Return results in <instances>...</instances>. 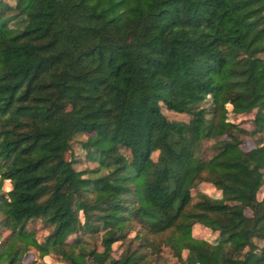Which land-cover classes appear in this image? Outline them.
<instances>
[{"label":"trees","instance_id":"obj_1","mask_svg":"<svg viewBox=\"0 0 264 264\" xmlns=\"http://www.w3.org/2000/svg\"><path fill=\"white\" fill-rule=\"evenodd\" d=\"M252 111L261 137L242 150L235 118ZM78 133L105 173L67 157ZM203 180L219 195H193ZM263 182L264 0H0L1 264L40 262L24 259L31 246L150 264L161 243L176 264H264ZM34 218L50 227L41 240ZM85 232L101 247L67 240Z\"/></svg>","mask_w":264,"mask_h":264},{"label":"rangeland","instance_id":"obj_2","mask_svg":"<svg viewBox=\"0 0 264 264\" xmlns=\"http://www.w3.org/2000/svg\"><path fill=\"white\" fill-rule=\"evenodd\" d=\"M11 2L12 0H4ZM229 107V105H228ZM162 111L167 114L169 117L179 118V119H188V115L184 112H177L174 110L167 109L164 104H162ZM254 115V111L247 113L245 115H238L235 118L238 126L245 129L244 131H234L235 137L240 140L239 143L242 150L249 149L255 145L258 139L261 137V134L256 133L252 134L248 131L253 129L252 118ZM89 137V133H78L76 134L71 143V150L66 152L67 157L74 156L76 159H80L75 162L76 168L85 169L86 175L88 176H96L101 175L107 171V168L102 166L101 163L95 158L92 152H88L85 147H83V141H85ZM213 138L205 139L203 141L202 149L200 151L201 156L207 158L213 155L217 148L213 146ZM124 156H128L127 148H123ZM156 157V152L152 154V158ZM5 187H8L9 184L6 182L4 184ZM199 192H206L208 194H212L214 196L219 195V191L215 189L213 183L210 181H200L192 188V194L196 195ZM264 195V182L260 186L257 191V197L260 199ZM246 213H250L248 208L245 209ZM27 225L30 229H33L37 239L41 240L43 236L47 233L50 227H47L39 218L31 219L27 222ZM8 233V231L2 232V237H4ZM192 234L197 237L208 238L210 240H214L218 234V231H212L209 227L196 222L192 227ZM73 237H80L83 243H86L89 246H97L101 247L99 241V233H80V234H70L67 236V240H72ZM255 242L258 245H262L264 243V238L255 237ZM164 244L161 243V248L159 249V254L156 255L152 251V247H148L145 249L146 257L149 259L150 264H176V257L173 255L170 249L163 247ZM124 248V242L120 240L112 243L111 254L115 256H119ZM34 255H33V253ZM39 257L40 262L36 264H42L41 262H47L48 264H68L66 260L61 259L55 253H47L39 256L36 249L31 246L28 248V251L24 254V259H31L32 257ZM1 264V263H0Z\"/></svg>","mask_w":264,"mask_h":264}]
</instances>
